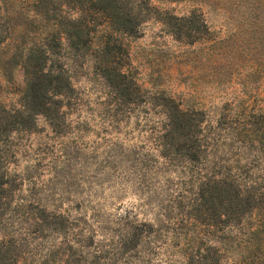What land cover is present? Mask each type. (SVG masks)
<instances>
[{"label": "trees", "instance_id": "16d2710c", "mask_svg": "<svg viewBox=\"0 0 264 264\" xmlns=\"http://www.w3.org/2000/svg\"><path fill=\"white\" fill-rule=\"evenodd\" d=\"M135 1L0 0V97L8 93L20 101L14 108L0 102V121L10 118L5 127L8 133L36 127L31 126L35 119L52 112V101L62 106L73 90L61 62L67 49L104 50L105 78L117 91L131 97L145 89L132 76L126 42L129 36L143 34L145 21L133 7ZM144 1L150 6L163 2ZM221 1H225L222 7ZM213 2L224 13L246 17L254 41L252 51L256 50L253 55L259 51L262 56L257 70L263 78L264 8L244 0ZM163 10L166 16L157 20L177 42L193 45L200 34L215 33L199 9L183 15ZM227 44L228 39L217 38L213 48L228 55ZM121 51L124 54L119 56ZM222 58L216 60L220 69L227 65ZM123 59L126 64H121ZM55 61L56 67L52 66ZM18 74H22V85L16 84ZM216 74L224 78L227 71ZM248 85L241 84L243 89L254 86ZM161 89L166 97L163 138L167 146L184 151L188 162L181 176L166 180L172 194L164 197L154 217L141 221L125 211L110 227L81 212L13 207L15 193L9 190L16 182L6 171L0 173V264H248L249 260L264 264V177L252 179L243 173L244 168H256V159L264 156V107L256 97L240 93L208 113L197 102V91ZM206 125L228 127L220 128L218 138L204 145L202 126ZM115 226L124 229L117 231ZM163 251L164 255L172 252L174 260L163 261Z\"/></svg>", "mask_w": 264, "mask_h": 264}, {"label": "rangeland", "instance_id": "374dc122", "mask_svg": "<svg viewBox=\"0 0 264 264\" xmlns=\"http://www.w3.org/2000/svg\"><path fill=\"white\" fill-rule=\"evenodd\" d=\"M162 1H156L155 7L144 0L134 2L133 7L145 21L143 34L126 38L132 76L144 84L143 91L129 97L107 81L104 50L67 49L61 62L66 65L73 90L62 100L63 107L52 101L49 116L35 119L31 126L36 127L28 131L8 133L5 127L10 118L4 116L0 121V173L9 171L16 182L9 190L15 193L13 207L22 204L30 209L46 206L81 212L110 227L125 211L141 221L149 220L159 211L164 197L172 194L166 180L181 176L188 162L184 151L167 146L163 138V86L173 87L178 93L197 91V102L208 113L240 93L256 97L257 104L264 107V77L257 70L262 56L259 51L253 55L256 50L252 51L253 36L245 25L246 17L224 13V9L213 7V0ZM244 1L258 2L264 8V0ZM224 5L225 1L219 4ZM163 9L177 15L199 9L215 33L200 34L193 45L177 42L157 20L166 16ZM262 16L264 19V11ZM237 27L240 29L233 30ZM217 38L228 39V55L213 48ZM47 42L51 45V36ZM122 54L124 51L119 56ZM221 57L220 61L227 63L221 68L227 71L224 78L216 74L221 71L216 63ZM49 60L51 69V56ZM120 62L126 64V59ZM57 65L56 61L52 64ZM16 82L22 85V74ZM241 84L254 86L243 89ZM0 102L14 108L20 101L6 93ZM2 109L0 106V112ZM202 127L206 133L201 144L210 145L211 139L218 138L219 129L228 126ZM255 166L244 168V176L264 177V156L256 159ZM115 229L120 231L124 226ZM146 248L152 246L147 244ZM164 251L160 257L163 261L174 260L172 252L164 255ZM248 264L257 263L249 260Z\"/></svg>", "mask_w": 264, "mask_h": 264}]
</instances>
